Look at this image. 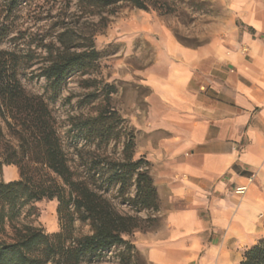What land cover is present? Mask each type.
I'll return each mask as SVG.
<instances>
[{
  "label": "crops",
  "instance_id": "0c3cea01",
  "mask_svg": "<svg viewBox=\"0 0 264 264\" xmlns=\"http://www.w3.org/2000/svg\"><path fill=\"white\" fill-rule=\"evenodd\" d=\"M226 1L238 24L199 46L167 36L144 73L153 98L136 154L151 163L161 222L136 234L148 264H241L264 238V0Z\"/></svg>",
  "mask_w": 264,
  "mask_h": 264
},
{
  "label": "trees",
  "instance_id": "16d2710c",
  "mask_svg": "<svg viewBox=\"0 0 264 264\" xmlns=\"http://www.w3.org/2000/svg\"><path fill=\"white\" fill-rule=\"evenodd\" d=\"M4 1L12 12L26 0ZM194 2L204 3L76 0V5L82 14L100 16L105 25V13H114L121 4L165 14L173 12L178 4ZM9 31L7 25L0 26V43L19 39L8 38ZM101 55L94 35L69 23L60 26L49 42L41 39L35 47L29 42L25 46L16 43L13 48H0V173L4 165H16L20 174L16 180L0 178V235L7 234V225L12 230L7 237L0 236V264H84L117 245L126 246L120 252L122 256L139 254L125 237L140 228L144 220L118 211L106 196L107 190L90 184V174L84 177L74 170L50 106L70 75L93 71ZM34 79L45 80L43 92L27 88L25 82ZM108 119V114L101 112L86 122L85 139L99 137L108 142L114 136V125ZM134 146V137L129 136L124 144V160L112 164L107 181L109 186L120 184V193L135 185V196L129 201L137 211L158 209L157 190L146 167L149 162L144 157L133 159ZM45 198L58 202V231L46 232L33 224L17 223L26 206ZM77 220L89 224L90 233L78 234ZM241 264H264V238L245 251Z\"/></svg>",
  "mask_w": 264,
  "mask_h": 264
},
{
  "label": "rangeland",
  "instance_id": "374dc122",
  "mask_svg": "<svg viewBox=\"0 0 264 264\" xmlns=\"http://www.w3.org/2000/svg\"><path fill=\"white\" fill-rule=\"evenodd\" d=\"M203 1L201 4H178L173 12L165 14L121 4L114 13H105L107 20L104 25L105 22H100V16L82 14L76 0H26L12 12L7 9L5 1L0 0V26L5 24L9 27L8 38L19 37L15 42H1L0 48H13L16 43L25 46L29 42L35 47L41 39L49 42L64 23L78 26L86 34L94 35L96 47L102 53L96 69L88 73L73 72L59 97L51 101L50 106L74 170L84 177L90 174V184L101 191L107 190L106 196L118 211L138 215L144 220L140 228L125 237L135 251L138 250L136 234L160 225L161 222L154 217L158 215L159 208L137 211L129 201L135 196V185L120 193V184L109 186L107 178L112 164L124 160V144L129 136H133L135 142L133 159L144 157H137L136 154L137 124L146 117L153 98L144 73L163 49L164 39L172 35L183 44L199 46L217 37L228 22L238 24L226 0ZM25 83L30 91L41 93L45 80L34 79ZM101 112L107 113L109 122L114 125V136L108 142L101 141L99 137L91 141L85 139L88 127L84 125ZM146 167L152 175L151 163ZM0 178L4 180L3 171ZM51 201L54 202L29 204L23 209L17 223L33 224L51 232L52 219H56L59 230L58 202L56 199ZM158 202L160 207L159 196ZM53 203L55 207H52ZM76 228L78 234L90 233L89 224L79 220L76 221ZM6 232L12 234L8 225ZM7 234L0 236L7 237ZM125 249V245L114 246L101 257L89 263L85 261L84 264H148L139 250L138 255L131 252L134 254L132 257L122 256L120 252Z\"/></svg>",
  "mask_w": 264,
  "mask_h": 264
}]
</instances>
